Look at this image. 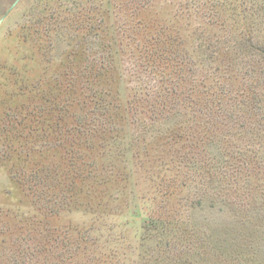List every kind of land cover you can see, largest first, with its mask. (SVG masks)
I'll return each mask as SVG.
<instances>
[{
	"label": "rangeland",
	"instance_id": "obj_1",
	"mask_svg": "<svg viewBox=\"0 0 264 264\" xmlns=\"http://www.w3.org/2000/svg\"><path fill=\"white\" fill-rule=\"evenodd\" d=\"M0 264H264V0H0Z\"/></svg>",
	"mask_w": 264,
	"mask_h": 264
}]
</instances>
